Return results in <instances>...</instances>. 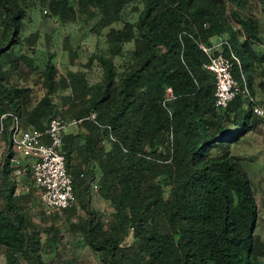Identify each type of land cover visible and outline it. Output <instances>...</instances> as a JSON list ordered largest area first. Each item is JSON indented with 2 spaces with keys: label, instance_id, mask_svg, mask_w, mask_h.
Here are the masks:
<instances>
[{
  "label": "trees",
  "instance_id": "obj_1",
  "mask_svg": "<svg viewBox=\"0 0 264 264\" xmlns=\"http://www.w3.org/2000/svg\"><path fill=\"white\" fill-rule=\"evenodd\" d=\"M79 2L96 7L101 29L121 21L129 7L138 17L136 23L126 22L124 30L111 34L115 55L124 45H133V64L121 74L119 83L114 81L111 60L100 57L104 84L89 86L81 74L71 85L88 102L76 119L95 114L96 124L84 122L81 128L86 134L63 135L62 151L74 178L76 199L63 213L74 215L77 205L84 210L87 219L73 227L99 253L103 264H254L264 256V244L254 234L256 203L241 166L224 152L263 118L254 116L242 94L225 109L215 107L214 79L204 69L208 57L198 46L199 42L212 45L209 40L213 37L226 38L240 63L234 65L233 76L242 85L240 74L244 75L251 90L253 62L246 54V43H238L229 23L216 10L221 1ZM58 4L62 6H54ZM0 10L4 12L0 118L13 114L24 127L44 131L45 120L57 113L52 100L56 91L54 56H48L44 71L47 94L31 110L23 109L19 89L4 84L3 71L14 65L13 45L23 11L13 0H0ZM231 13L238 16L234 9ZM234 19L255 38L249 20ZM223 50L228 56V49ZM263 86L260 82L257 88ZM169 87L174 95L170 101ZM12 120L6 117L3 123L8 128ZM112 134L115 140L105 151L102 140ZM213 148L216 154L211 153ZM72 158L77 165H72ZM9 164L8 156L0 175V245L6 248V264H47L38 254L34 225L14 198ZM96 170L97 194L115 209L116 225L108 231L100 230L101 218L89 206Z\"/></svg>",
  "mask_w": 264,
  "mask_h": 264
},
{
  "label": "rangeland",
  "instance_id": "obj_2",
  "mask_svg": "<svg viewBox=\"0 0 264 264\" xmlns=\"http://www.w3.org/2000/svg\"><path fill=\"white\" fill-rule=\"evenodd\" d=\"M13 1L23 13L18 22L16 43L13 45L14 65H11V68L7 66L3 68L6 75L4 84L19 89L18 102L23 109L31 110L48 92L44 71L50 54L54 56L52 63L56 66V91L52 96L57 105L55 116L60 115L68 120L76 119L80 110L88 104L81 98L79 90L75 92L71 86L79 77L81 78V74L85 75L84 82L89 86L102 85L106 81L104 67L99 62L100 57H108L111 60L116 71L114 81L117 84L121 74L133 64L130 55L133 49L131 43L124 45L119 55L114 54L111 44L113 31L124 30L126 22L136 23L138 13L132 7L124 11L121 21L101 29L96 7L79 0ZM220 1L216 10L227 20L238 43L240 45L246 43L245 51L255 70L253 74L255 85L264 82V0ZM56 3H62V6L59 4L54 6ZM231 9L237 11V17L232 16ZM234 18L249 20L247 23L254 27L255 38L245 32ZM3 20L4 12L0 10V35ZM262 97L264 91L258 90L254 98L259 100ZM72 104H75V107ZM245 109L248 113L247 103ZM51 117L45 120V124H48L49 119L53 118ZM8 128L0 121V175L4 160L8 158L9 145L5 136ZM66 130L86 134L81 126H68ZM112 139L115 140L113 134L112 138L110 136L103 138L101 146L105 151L110 149ZM12 153L13 150L9 160L14 155L18 161V164L10 163L8 166L11 170L9 180L11 186L13 185V195L16 200L18 199V206L27 213L26 217L34 225L37 251L42 260L47 264H63L67 261H74L77 264H103L99 253L88 247L80 233L73 227L79 221L87 219L84 210L77 205L74 215L63 212L53 215L46 212L31 181L30 166L33 161L24 159L20 153L13 155ZM211 153L216 154V149L213 148ZM224 154H229L239 163L247 177L258 213L254 234L264 244V118L259 119L254 130L245 134ZM72 159V165H77L78 162ZM17 169L23 173L21 176L15 174ZM85 171L82 172L84 175ZM96 174V181L91 183L89 206L97 217L101 218L100 230L108 231L116 225L115 209L97 194L98 170ZM84 180L85 178L80 182ZM27 188L30 189L29 193L26 192ZM127 242L129 243V240ZM5 250L6 248L0 245V264H6ZM254 262L264 264V256L255 259Z\"/></svg>",
  "mask_w": 264,
  "mask_h": 264
},
{
  "label": "built area",
  "instance_id": "obj_3",
  "mask_svg": "<svg viewBox=\"0 0 264 264\" xmlns=\"http://www.w3.org/2000/svg\"><path fill=\"white\" fill-rule=\"evenodd\" d=\"M200 50L208 57L204 69L212 74L214 79V105L217 109H225L238 94L245 96L254 116L264 118V98L256 100L252 95L244 75L242 85L233 76L234 65H240L239 60L225 38H219L210 46L198 43ZM228 49L225 55L223 48ZM169 101L174 99L173 91L167 89ZM6 117H11L10 141L13 153L23 157L33 158L30 166V176L43 209L53 215L60 214L75 204L74 178L68 171L67 158L64 155L63 134L68 126L78 127L84 122H94L96 115L68 120L61 116L53 117L44 131H27L22 128L20 118L13 114L1 116V123ZM112 138V136L110 135ZM114 141V139H112ZM12 153V155H13ZM10 163L18 164L16 157L10 158ZM15 174L23 173L17 169ZM83 175H81L82 177ZM30 189L27 188L28 192Z\"/></svg>",
  "mask_w": 264,
  "mask_h": 264
},
{
  "label": "crops",
  "instance_id": "obj_4",
  "mask_svg": "<svg viewBox=\"0 0 264 264\" xmlns=\"http://www.w3.org/2000/svg\"><path fill=\"white\" fill-rule=\"evenodd\" d=\"M220 37H217V39H219ZM215 38L213 37V38H211L210 40H209V43L210 44H213V43H215V42H217L218 40H214ZM263 84H264V82H263ZM258 87V84L257 85H255V83L253 84V85H251V90L250 91H252V94H253V96H256V94H257V92H258V90L259 91H261V92H263L264 91V86L263 87H261V88H257ZM262 98H264V97H262ZM262 98H259V99H262ZM57 116H60V115H57ZM56 117V116H55ZM21 121V120H20ZM21 123H22V121H21ZM22 125V124H21ZM22 127H23V129L24 130H27V131H34V130H37V129H35V128H32V127H24L23 125H22ZM37 131H39V130H37ZM68 133H75L74 131H69V132H67V130L66 131H64V134H68ZM63 134V135H64ZM7 142H8V145H9V150H8V156L11 154V141H10V127L8 128V136H7ZM7 156V157H8ZM24 159H31L32 161H34V159L33 158H28V157H25Z\"/></svg>",
  "mask_w": 264,
  "mask_h": 264
}]
</instances>
